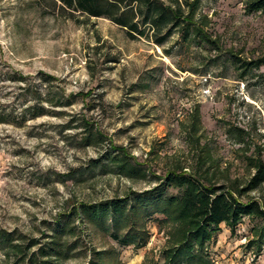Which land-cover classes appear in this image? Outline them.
<instances>
[{
    "label": "rangeland",
    "instance_id": "374dc122",
    "mask_svg": "<svg viewBox=\"0 0 264 264\" xmlns=\"http://www.w3.org/2000/svg\"><path fill=\"white\" fill-rule=\"evenodd\" d=\"M247 1L180 0L185 16L193 5L194 33L161 48L106 19L0 0V230L30 255L66 225L75 253L63 264L110 249L120 264H169L173 224L162 215L146 221L139 246L67 216L159 189L170 172L246 187L253 161L264 162V65L243 75L235 64L264 60V14L248 15ZM118 149L125 172L111 162ZM248 199L264 203V185ZM263 228L257 218L222 225L205 250L210 263L264 264ZM9 252L0 248V264L20 256Z\"/></svg>",
    "mask_w": 264,
    "mask_h": 264
},
{
    "label": "trees",
    "instance_id": "16d2710c",
    "mask_svg": "<svg viewBox=\"0 0 264 264\" xmlns=\"http://www.w3.org/2000/svg\"><path fill=\"white\" fill-rule=\"evenodd\" d=\"M36 1L39 4L51 3L55 12L72 21H77L80 17L106 19L120 27L130 40L147 39L161 48L165 47L178 31L188 38L194 33L191 22L193 5L186 3L190 14L185 16L180 0H172L170 5L162 0ZM245 12L248 15L264 14V0H248ZM238 63L235 62L245 75L253 68L264 65V60ZM195 124L199 125L197 116ZM91 138L93 136L89 134L85 141L90 142ZM116 152L111 162L119 166L122 164L121 170L124 171L125 152L123 149ZM252 168L254 174L241 190L207 184L192 176L170 172L159 185V189L123 199L93 205L84 204L77 213H72L67 218L81 214L91 226L107 233L109 238L120 246H139L147 239L144 229L146 221L155 215H162L173 224L171 249L165 254L168 263L211 264L205 250L222 225L234 231L244 218H257L264 222L262 201H241L244 195L259 191L264 185L263 160H254ZM133 172L129 168L126 174L131 176ZM170 189L176 190L178 195L167 194ZM67 228L66 225L58 227L49 245L40 248L38 254L30 255L27 253L28 247L14 244L11 233L0 230V248L5 252L10 251L9 256L20 255L14 264H63L75 253L74 243L65 239L68 232L74 230ZM87 264H120V261L114 249L90 250Z\"/></svg>",
    "mask_w": 264,
    "mask_h": 264
}]
</instances>
